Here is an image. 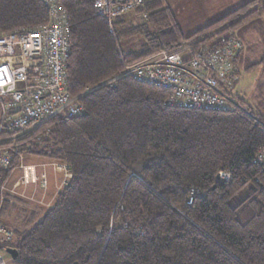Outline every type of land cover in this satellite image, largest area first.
Here are the masks:
<instances>
[{
	"label": "trees",
	"instance_id": "trees-1",
	"mask_svg": "<svg viewBox=\"0 0 264 264\" xmlns=\"http://www.w3.org/2000/svg\"><path fill=\"white\" fill-rule=\"evenodd\" d=\"M60 3L69 25L66 87L83 111L0 132L1 144L14 149L3 180L22 153L64 163L69 174L31 226L10 228L7 246L18 252L10 264H264V163L256 161L264 113L237 94L231 109L172 106L167 90L118 77L162 49L210 47L225 32L242 36L264 0L190 35L166 0H145L136 10L147 18L137 25L116 16L113 33L93 0ZM48 19L43 0H0V34ZM139 35L141 49L120 48ZM242 50L234 58L238 78ZM220 171L230 180L217 179Z\"/></svg>",
	"mask_w": 264,
	"mask_h": 264
},
{
	"label": "built area",
	"instance_id": "built-area-1",
	"mask_svg": "<svg viewBox=\"0 0 264 264\" xmlns=\"http://www.w3.org/2000/svg\"><path fill=\"white\" fill-rule=\"evenodd\" d=\"M144 1L93 0V6L113 33L115 17L136 9ZM43 2L48 7L46 23L0 34V132L19 131L57 114L73 116L83 111V106L76 101L78 96H71L66 87L70 53L66 12L60 0ZM210 44L212 46L198 49L191 48V43L184 45V49H162L127 64L118 77L131 75L137 81L167 90L168 105L217 110L238 107L237 95L233 94V85L238 79L234 73V58L243 49V42L225 32ZM252 119L258 122L253 116ZM1 140L0 191L4 183L2 170L9 166L14 153V149L1 144ZM256 161L264 163V146L257 152ZM56 166L68 171L64 163ZM218 174L219 179L230 180L228 172ZM192 200L190 196L186 203L191 204ZM12 237V231L0 221V264L11 262L7 242Z\"/></svg>",
	"mask_w": 264,
	"mask_h": 264
},
{
	"label": "crops",
	"instance_id": "crops-1",
	"mask_svg": "<svg viewBox=\"0 0 264 264\" xmlns=\"http://www.w3.org/2000/svg\"><path fill=\"white\" fill-rule=\"evenodd\" d=\"M248 1L231 0L228 6L226 0H166V5L174 14L183 34L190 35ZM136 11V9L130 10L122 15L126 17V20H132L135 16L133 13ZM258 18L259 20L255 19L244 23L241 27L242 36L238 34L243 42V50L238 62L239 72L255 70L260 67L264 72V11ZM262 84L264 82H256L258 87ZM43 164V162L33 160H29L27 164L24 162L20 164L19 167H32L33 172L31 174L22 173L19 181L12 182L14 187L20 185L17 194L10 193L12 184H7L4 180V188L0 191V221L2 225L7 228L9 226L26 228L31 226L46 210L43 205H48L45 202L50 195L55 196L59 189V181L58 178H55V186L49 185L45 179V173L43 176L39 174L42 173L40 167H43ZM42 181L45 182V185L42 184ZM11 211H14L12 215Z\"/></svg>",
	"mask_w": 264,
	"mask_h": 264
},
{
	"label": "rangeland",
	"instance_id": "rangeland-1",
	"mask_svg": "<svg viewBox=\"0 0 264 264\" xmlns=\"http://www.w3.org/2000/svg\"><path fill=\"white\" fill-rule=\"evenodd\" d=\"M230 1L231 0H226V3L228 6L230 5ZM228 9H231V8H228ZM133 14L135 15L131 20L133 25H137V24L145 21L147 18V14L143 10L142 11H140V10L136 11ZM121 17H123V15H121ZM126 21H128V19ZM143 41H144V38H143V36H140V35L139 36H133L130 38H126V39L122 40V42L120 44V48L123 51H137V50L141 49ZM257 81H260L261 83L264 82V72L261 69V67L258 69H255V70H248V71L242 70V71H240V77L234 85L233 94H237L238 96H243L242 99L246 104L245 105L246 108H247V106H250L254 111H262L264 113V84H262L260 87H258L256 85ZM29 160L38 161V162L40 161L41 163L42 162L44 163L43 167L42 166L40 167V171L42 173H39V174L43 176V174L45 173V177H46L45 179L49 183L50 186H52V187L55 186L54 185L56 182L55 178H58V181H59V184H58L59 189L58 190H60L67 183L68 177H69L68 171H65V169L62 166H60V168H58L56 165L60 164L59 162L40 157L38 155L23 154L22 153L21 156L19 157V162L16 165V167L13 168V170L9 173L7 178H5V181L7 182V184H12L13 181H15V183H16V181H19V179L22 176V173L31 174L33 172L32 167H28V166L19 167L21 163L23 164V162H24L25 164H27ZM13 184H12L13 187L11 186V188H10V190H11L10 193L11 194H17V191H18V188H20V185H17L16 187H14ZM3 188H4V183H3ZM54 190H56V189H54ZM55 196H56V194H55ZM55 196H53V195L49 196V198L45 202L48 205L47 206L43 205L44 209H47V207H49L53 204ZM52 199H53V201H52ZM10 213L12 215L14 213V211H11ZM9 227L15 228L17 230L24 229V228H20L19 226H9ZM18 237H19L18 235H15L14 239H18ZM4 257L7 261L10 260L9 255H7L6 253L4 254Z\"/></svg>",
	"mask_w": 264,
	"mask_h": 264
},
{
	"label": "water",
	"instance_id": "water-1",
	"mask_svg": "<svg viewBox=\"0 0 264 264\" xmlns=\"http://www.w3.org/2000/svg\"><path fill=\"white\" fill-rule=\"evenodd\" d=\"M216 178L219 179V174H217ZM7 252L10 253V255L12 256V258H16L17 255H18L17 250L15 248H12V247H8L7 248Z\"/></svg>",
	"mask_w": 264,
	"mask_h": 264
}]
</instances>
